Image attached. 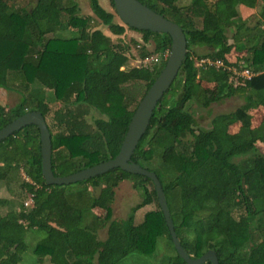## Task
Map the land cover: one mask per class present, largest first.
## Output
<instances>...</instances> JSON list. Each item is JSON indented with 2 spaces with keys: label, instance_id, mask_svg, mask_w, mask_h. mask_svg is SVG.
<instances>
[{
  "label": "trees",
  "instance_id": "1",
  "mask_svg": "<svg viewBox=\"0 0 264 264\" xmlns=\"http://www.w3.org/2000/svg\"><path fill=\"white\" fill-rule=\"evenodd\" d=\"M8 1L12 0H0V90H7L12 77H18L24 86H31L32 93L7 110L0 107V128L25 112L38 111L49 133L51 172L56 177L114 158L137 102L165 60L152 69H120L127 63V47L113 44L100 29L87 32L89 23L93 17L113 36H120L124 27L139 33L141 42L151 41L153 52L160 56L169 49V37L113 22V14L99 0H87L92 17L79 16L73 0H36L28 10ZM136 1L179 26L186 51L130 161L156 175L174 233L189 257L198 258L211 250L218 264H264V238L254 236V231H264V217L255 224L264 212L254 206V201L264 198V155L255 146L264 145V119L251 128L247 112L264 109V26L250 27L244 20L226 18L238 6L253 8L256 0H214L208 5L205 0H189L191 17L200 18L206 12L211 15L213 26L209 29L195 27L191 19L185 21L175 5L177 0ZM259 1L264 17V0ZM109 3L113 9L111 0ZM61 18L66 20L64 30H73V34L46 37L57 31ZM253 30L251 42L246 35ZM194 46L207 50L197 57L199 60L220 61L222 66L196 68L190 58ZM232 48L244 52L243 66L253 74L238 86L228 82L226 68L231 65L226 55ZM200 82L214 84L218 99L243 98L234 111L213 117L206 131H195L196 122L186 110L190 101L202 99ZM38 83L46 84L52 99L63 104L52 111L51 126L45 119L49 104ZM129 83L142 88L138 98L125 88ZM89 115L92 125L85 120ZM233 125L238 127L230 136L227 129ZM166 150L173 153L177 171H169L172 178L163 182L149 165ZM19 171L31 184L20 179L18 186L24 196L32 194L33 204L28 210L21 204L15 210L9 200L0 198V209H6L0 214V264H19L28 232L38 237L31 249L36 261L47 258L50 264H117L130 254L151 258L160 237H165L173 250L149 179L115 168L67 186H47L40 173L38 131L33 125L0 141V182ZM122 181L131 183L140 202L126 218L108 221L105 242L97 249L94 231L82 223L84 212L98 208L107 216L114 189ZM72 187H82L80 192L90 188L85 206L83 199L79 208L69 203L65 192ZM151 204L155 208L145 212L135 225L134 213ZM52 209L71 224L70 229L60 230L49 223ZM173 252L166 264H184Z\"/></svg>",
  "mask_w": 264,
  "mask_h": 264
},
{
  "label": "rangeland",
  "instance_id": "2",
  "mask_svg": "<svg viewBox=\"0 0 264 264\" xmlns=\"http://www.w3.org/2000/svg\"><path fill=\"white\" fill-rule=\"evenodd\" d=\"M36 0H12L8 1L9 5L14 4V7H24L26 10L30 9ZM77 4V13L81 17H92L91 12L88 7L87 0H73ZM214 0H205L206 5ZM100 5L107 11L113 14V22L120 23L118 18L116 17L113 9L110 6L109 0H99ZM179 14L183 17L185 21L192 20L193 24L197 28H212L213 20L211 15L206 12L202 14L200 18L191 17L189 13V0H177L175 3ZM204 5V4H203ZM261 8L262 4L259 0H256L253 8H246L244 6H238L236 12H232L226 16V18L230 21H235L237 19L244 20L248 26L252 27L256 24L260 25L261 28L264 26V17L261 16ZM66 20L61 18V25H59L58 29L54 33H50L46 35V37H62L67 38L73 34V30L65 29L64 23ZM121 24V23H120ZM63 28V29H62ZM93 29H100L106 36H109L110 41L113 44H118L123 47H127L126 56L127 63L125 66L120 69H130V68H145L152 69L158 66L162 57L157 53L153 52V44L151 41H148L146 44L141 42V36L139 33L129 31L124 27V31L120 36L110 35L103 27L99 25V23L92 17V21L89 23V28H87V32H90ZM60 30V31H58ZM231 30L228 32V43L232 44V40L230 39ZM253 31H250L249 35H246V38L249 37V41L252 42L251 37ZM25 39L28 40V34H26ZM133 41V42H132ZM245 44V43H244ZM143 48V50H142ZM206 48L194 46L190 49V58L192 59L194 66L196 68L205 69L207 66H211V62L207 60H199L197 57L199 55H203L206 53ZM166 53L164 54V56ZM243 51H236L234 48L230 51L229 54L226 55L227 62L231 65L228 68V82H230L233 86H238L239 79L235 80V76L232 73L239 74L241 71L246 69L243 66ZM215 68V67H214ZM248 71H250L248 69ZM11 76V75H10ZM22 80L18 77H12L11 82L8 84L7 90H0V107L4 110H7L13 107L18 101L23 97H28L30 95L31 86H25L21 82ZM39 84V83H38ZM41 85V84H39ZM42 93L48 101L49 114L47 115L46 122L51 126V114L52 111L57 109L58 107L63 106L61 102H55L52 99L51 91L48 90L46 84H42ZM200 87L203 91L202 99L198 98V100H192L186 105V110L192 115L196 122L195 131H206L210 129V121L213 117L219 114H227L234 111L237 107L243 104V98L241 96H232L225 99H218L215 92V86L211 83L200 82ZM126 89H130L132 91V95L135 98H138L142 92V88L140 85H131L130 83L126 85ZM248 114L251 117L250 127H257L260 122L264 119V109L261 107L251 108L248 111ZM94 116V115H93ZM90 125V115L85 119ZM238 125H233L228 127L227 134L233 136L237 130ZM258 152L264 155V145L261 143L255 144ZM151 168L155 169V173L160 177V179L165 182L171 179L169 177L168 172L171 171L175 173L177 171L176 159L173 153L170 150H166L163 152L161 157H155L150 161ZM220 179V177H218ZM21 180H25V176L21 171L14 173L10 176L7 181L0 182V198L9 200L11 204L14 206L15 210H19V205L23 203L26 196H24V192L18 186V183ZM218 179V180H219ZM82 191V187H72L70 190L66 191V197L69 203L77 208L83 206L81 205V200L83 199L84 206L87 204L90 196L88 193L90 192V188H86L85 192ZM88 191V193H86ZM81 193V196H77L76 194ZM88 196V197H87ZM140 202V195L137 191H135L131 183L128 181L119 182L117 187L114 189V195L111 203L109 204V212L106 216L104 210L93 208L91 210L84 212V217L82 220L83 225L87 226L91 231L95 233V242L94 247L100 249L105 242V225L108 221H119L127 217L129 210L134 207L136 204ZM254 206L256 209H262L264 212V198H259L258 201H254ZM23 210H28L29 207L24 208ZM155 208L154 204L144 206L138 209L134 213L133 222L134 224H138L142 220V216L145 212L153 210ZM242 213L241 210H239ZM6 213L5 208L0 209V214L3 215ZM264 217L262 214L259 219H256V223H260V218ZM108 219V220H106ZM264 220V218H263ZM49 223L60 230H68L71 228V224L59 216L56 209H52L50 211V215L48 218ZM262 221V220H261ZM264 221L261 222L263 224ZM255 224H253L255 226ZM254 236L256 239L264 238L263 234H257L254 231ZM261 236V237H259ZM38 240V237L32 232H28L26 235V250L21 257V261L19 264H50L47 258L42 259L40 262H37L34 255L32 254V247ZM155 253L151 258L142 257L135 254H130L123 259H121L117 264H166L169 258L174 256V252L171 249V245L168 243L165 237H160L156 242Z\"/></svg>",
  "mask_w": 264,
  "mask_h": 264
},
{
  "label": "water",
  "instance_id": "3",
  "mask_svg": "<svg viewBox=\"0 0 264 264\" xmlns=\"http://www.w3.org/2000/svg\"><path fill=\"white\" fill-rule=\"evenodd\" d=\"M111 2L114 13L122 25L137 31L166 34L170 39L164 65L149 88L137 102L127 124L119 150L114 158L84 168L68 176H54L51 172L50 165V137L44 119L38 111L25 112L0 128V141L26 126H35L38 131L40 173L47 186H67L99 176L115 168L132 175H139L149 179L153 185L157 205L164 219L176 255L184 264H203L205 262L218 264L217 258L211 250L206 251L198 258H191L183 251L174 233L161 185L156 175L130 161V156L137 142L148 126L154 107L172 84L184 60L186 42L183 31L176 24L151 11L136 0H111Z\"/></svg>",
  "mask_w": 264,
  "mask_h": 264
},
{
  "label": "built area",
  "instance_id": "4",
  "mask_svg": "<svg viewBox=\"0 0 264 264\" xmlns=\"http://www.w3.org/2000/svg\"><path fill=\"white\" fill-rule=\"evenodd\" d=\"M165 53H166V55L164 56ZM167 53H168V51L163 52V54L161 55L162 59H164V60L166 59ZM211 66H213L215 68H219L222 66V63L220 61H214V62H211ZM232 74H234L235 80L239 79L238 85H242L244 80H248L253 75L250 71H248V69H244L243 71H241L239 74H236V75H235V73H232ZM24 181L31 184V182L27 178ZM32 198H33L32 194L26 195V198L22 203L24 208H27V207L30 208L32 206V204H33Z\"/></svg>",
  "mask_w": 264,
  "mask_h": 264
}]
</instances>
